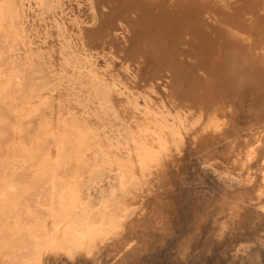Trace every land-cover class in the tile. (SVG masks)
<instances>
[{
    "label": "rangeland",
    "instance_id": "obj_1",
    "mask_svg": "<svg viewBox=\"0 0 264 264\" xmlns=\"http://www.w3.org/2000/svg\"><path fill=\"white\" fill-rule=\"evenodd\" d=\"M41 1L16 0L17 8L20 11L17 12L18 20L16 19V21L18 24H15V30L8 26L7 22L1 27L3 29L0 28V72H2L0 73V132H2L0 133V184L3 186L5 185L4 187L6 188L0 186L2 188H0V192H3L2 194L0 193V200L3 199L0 202V264H26L27 261L29 262L27 264H41L42 262L43 264H264V210L257 206L256 199L241 196V192H250L252 188L254 189L253 185L260 180L259 172H253L254 176L252 175V178L254 179V183L251 181L244 183L238 182V178L236 177L237 174H235L236 170L232 167V162L226 160L224 157L225 154L221 153L223 149V144L221 142L217 143L220 151L213 158V162L215 161V163L210 164L212 159L207 163L208 160L205 161L206 158L203 152H199L198 150L199 143L195 142L198 140L197 136L192 134L190 129H187L190 126L188 122H186L188 124L184 129V143L178 148H172V151L170 150L167 154L170 161L166 159L159 168H157V166L153 167V170L151 169L153 172L145 176L146 181L143 182L146 184L145 186L144 184H142L141 187L133 186V188L130 189L131 192L124 193L127 198L129 197L131 206H128L127 213L123 217V226L113 232L101 235L102 237L95 236L90 240L91 242L87 241L85 245L82 244L78 247L79 249H71L68 252L64 248L57 247V249L45 250L47 254L45 251L41 252L40 250L41 254L38 256V250L34 249V243H36V230L34 231V228L36 229V227L43 223L45 226V222L48 220L49 222H46L47 225L45 228H47L49 224H53V217L51 214L53 210H51L50 203L54 190L48 178L42 181L38 178L36 174L38 172V163L36 162H38V159H40L41 155H43L48 148L59 149L60 146L59 144L57 146L56 136L63 137L64 134L66 135L67 129L69 130L68 132H70V130L73 131L74 126L80 127L89 134H92L90 135L92 139L89 138L90 141H92L90 142V149L85 152V163L82 164L71 157H69L70 160L65 157L62 160V165L57 168L56 165L52 166L55 169H49L48 173L53 172L56 176L59 174L57 176L58 178L62 177V179H66L67 181L69 178V180H72L78 173H81L80 175L78 174V177L80 176L82 179L81 182L85 180L84 183L81 184L86 187L82 188V186H80V189L85 191V195L82 192L84 197L86 198L87 195H90L87 196L86 199L89 201L91 200L93 204H99L101 201L108 200L112 197L111 200H108L109 204L108 201L106 202V204L109 205L108 207H111L114 201L122 196V192L119 185L120 171L118 170V165L108 161L109 157L112 155L110 159L118 157V159L132 158L135 160V151H137L135 147L137 144L133 140L131 132L145 125L146 121L148 125H155L154 119L156 115L160 116L161 113L174 114L178 108L176 107V105L178 106V101L171 96L172 91L169 92L170 88H168V84L165 85L162 80L158 82L157 80H151L145 83L144 80H142L141 65L139 67L136 61L132 59H130V61L124 59L125 52L122 49L123 38L112 36V38H106H111L110 41L101 42L98 45H92V43H90V40L94 41L95 39H91L92 37L87 38L85 30L95 28L101 20L106 19L109 9H107L105 13H101L96 5H94L92 9L91 0H58L59 2H56L57 0ZM93 14H95V17ZM20 26L22 28H20ZM6 27H8V29ZM137 29L136 27L133 28V30ZM11 31L15 32L12 34ZM21 32L24 33V36ZM9 33V39H7V34ZM132 35L136 36L135 34ZM12 38L15 39L12 40ZM23 38L24 40H22ZM9 47L11 49H8ZM12 47H15L14 49L16 50ZM79 56H81L83 60ZM8 57L12 58L8 59ZM111 57H113V59ZM77 60L80 61V63ZM6 61L8 63H6ZM35 70L37 72H35ZM87 70L89 71L86 72ZM92 71H94L92 75H97L99 78L102 75L101 79H104L103 81L108 83L113 89L108 91L111 101H108L105 105L100 101L98 95L92 89V75H90L93 73ZM120 74L122 75L120 76ZM116 81L121 85L118 82L116 83ZM152 83L155 84L151 86L150 84ZM166 83H168V81H166ZM128 90H132L133 92ZM134 90L137 93H135ZM131 93L133 96H136L132 97V95H130ZM112 95H116L115 98L112 97ZM128 98H132L133 101L131 99L128 100ZM30 101H32V104H30ZM144 101L146 102L144 103ZM118 103L121 105H117ZM127 104L130 106H127ZM123 106L125 107V111L123 110ZM96 107L99 108L96 109ZM107 107H109V109ZM120 107L122 108L119 109ZM142 107H146L147 109H143ZM119 110H123L122 113H120ZM130 110H133V112ZM114 111L116 112L114 113ZM241 112H239L238 116H240V119L244 122L248 114H246V111ZM111 113L114 115H111ZM130 113L132 116H129ZM150 114H152L153 117ZM119 115L120 117H118ZM139 115H141V117ZM17 116H19V118ZM124 117L128 121L124 119ZM14 123L16 125H14ZM45 123H49L47 124L48 126H46ZM123 124L124 127H122ZM140 124L141 126H139ZM44 125L46 127H44ZM129 125L133 130L130 129ZM59 128L60 131H58ZM12 129L13 131H11ZM44 135L46 136L44 137ZM69 135L71 136V134ZM32 139L33 142L37 144H34ZM71 139L70 143L74 144V137L72 141ZM110 140H112V142ZM15 141L17 144H14ZM70 143L69 141L68 143L65 142L62 147L63 154L65 152L64 156H66V150L70 151V147L73 151L75 150V144L71 146ZM55 144L56 146H54ZM20 146L23 147L21 149L22 153H20ZM26 147L28 148L24 149ZM132 147H134L135 150H131ZM14 148L15 151H12ZM122 150L125 151L123 152ZM18 153L20 155H18ZM108 153L109 157L107 156ZM23 154L27 155L24 156ZM87 155L89 156L87 157ZM28 156L29 159H27L29 161L26 159ZM22 158L25 161L27 160L26 163ZM104 158H106V160ZM13 161L14 163H12ZM102 161L103 163H101ZM80 164L82 165L80 166ZM102 165L109 166H104V168ZM73 169L74 172H72ZM160 169L162 171H160ZM227 169L231 173L227 172ZM139 175L140 172L137 173V176ZM82 176H84V178ZM31 177L33 178L32 180ZM35 179H39V181L34 185ZM2 180H5V184ZM28 181L30 183H27ZM32 181L34 182L31 185ZM20 183L24 185V187H22ZM28 184L30 187L27 186ZM109 184L116 188V190L113 187L111 188ZM33 187L34 189H32ZM18 188L19 191L17 190ZM25 190H27L26 193ZM137 192H139V194ZM17 193L21 196H17ZM5 196H7L6 199ZM91 196L94 197L92 198ZM131 196L134 203L130 198ZM225 196L227 199L223 203L222 198ZM10 197H12L13 200ZM113 197H115V199ZM112 199L114 201H112ZM10 200L11 203H9ZM25 204L27 208L24 206ZM50 215L51 217H49ZM35 222H37V224ZM25 223H27V227L22 225ZM32 224L35 225L34 228L31 227ZM18 225L23 226L22 232L24 235L18 233L21 232V228H19L21 226ZM15 227L17 229H15ZM50 227L48 226L47 229ZM28 228H30V230H28ZM32 234L34 235V240ZM15 236L20 237V239L18 237L17 239ZM7 237L10 240L12 239L11 242H9ZM22 238L25 240H21ZM5 239L8 241H5ZM10 246H14L11 247V252L9 250ZM5 247H7V250ZM40 248L42 247L40 246L39 249ZM4 251L6 253H4ZM63 251L67 253H63ZM40 257H42L44 261L39 260ZM32 258H35L37 261H35V259L32 261ZM26 259L27 261H25Z\"/></svg>",
    "mask_w": 264,
    "mask_h": 264
},
{
    "label": "bare ground",
    "instance_id": "obj_2",
    "mask_svg": "<svg viewBox=\"0 0 264 264\" xmlns=\"http://www.w3.org/2000/svg\"><path fill=\"white\" fill-rule=\"evenodd\" d=\"M37 1L35 0V2H37ZM56 2H59V1L57 0ZM16 3H17L16 0H0V28L3 27L5 22H7L8 26H10L11 28H14V30H15V27H16L15 24L16 23L18 24V22L16 21V19L18 17L17 12L20 11V10H18ZM53 3H55V2H53ZM57 5H55V6H57ZM94 5L97 6L98 10L101 13L107 12V9H109V11L107 12V18L104 20H101L100 23L95 28H92L90 30H85V35L87 36V38L92 37L91 39H93V38L95 39L94 41L90 40V43H92V45H98L101 42L110 41L112 36H115L117 38L118 37L123 38L122 49L125 52L124 59L129 60V61H130V59H132L133 61H136V63L139 65V67L141 65L142 75H143L142 80H144L145 83H148L151 80H153V81L157 80V82L162 80V82H164L165 85L168 84L167 86H169L168 88H170L169 92L172 91V93H171L172 95L171 94L170 95L173 96L178 101V106L176 105V107H178V108L174 112V114H171V113L162 114L161 113L160 116H157V115H156V117L154 116L155 117V119H154L155 125H153V126L146 124L147 121L144 119L146 121L145 125L138 128V130L134 129L135 131L131 132L132 138L135 141V143L137 144V145L135 144L136 145L135 148H137V151H135L136 152V159L135 160H133L132 158L118 159V157L110 159V157L112 155L109 157V153H108L107 156L109 157V160L108 159L107 160L112 162L113 164L118 165V168H119L118 170L120 171V172L118 171L119 176H120L119 177V185H120V189L122 192V196L120 198H118V200L114 201L112 199V201H114V203L112 204V206L110 205L111 207H108L109 205L106 204V202L108 200H111V198H112L110 195H109L111 197L110 199H108V200L102 199L103 201H101L99 204H97V203L93 204L91 200L89 201L88 199H86L87 196H90V195H87L86 198L84 197L85 191H82L80 189L81 188L80 186H82L81 183H84L85 180H83V182H81L82 179L80 178V176L78 177L79 173L72 180H69L70 179L69 178L68 181L66 179H62V177L58 178L57 176L59 174L56 176V174L53 172L48 173L49 169H51V168L53 170L55 169L52 166L56 165V168H57L58 166L62 165V160L65 157L68 159H69V157H71V158L77 160L79 163H82V164L85 163L84 162V161H86L85 160V156H86L85 152H86V150L90 149V146H91L90 142H92V141H90L89 138H91L90 135H92V134L91 133L89 134L87 131H84L80 127L74 126L73 131L70 130V132H68L69 130L67 129V133H66V135L64 134L63 137L62 136L61 137L56 136L57 146H58V144L60 146L59 149L57 150L54 148L53 149L48 148L47 150H45L43 155H41L40 159H38V162H36V163H38V172L36 170L37 167L35 168V170L37 172V173L36 172L35 173L38 175V178L41 181L44 180L45 178H48L50 180L49 181L50 185L53 187V188L52 187L51 188L54 190V194H52V196H51L52 200L50 199L51 203L49 202L51 204V210H53V213L51 211V214L53 217V222H52L53 224L48 225L49 227L51 225V227L49 229H47L48 226H47V228H45L47 225L46 222L48 223L49 220L45 222V226L43 223L42 225H39L38 227H36V229L34 228V226H35L34 224H32L33 226L31 225V227L34 228V231L36 230V240H35L36 243H34L35 244L34 249L39 251V252L37 251L38 256H39V254H41L40 250L42 252V251H45L47 249H50V250L54 249V248L57 249V247L64 248V249H66V251L69 252L71 249H76V248L80 247L82 244L85 245V243L87 241L91 242L90 240H92L95 236L97 237V236L105 235V234H107L109 232H113L114 230L123 226L122 225L123 217L127 213L128 206L129 205L131 206V204L129 202L130 201L129 197L127 198L124 193L125 192L126 193L131 192L130 189L133 188V186H138V187L140 186L141 187V185L144 184L143 182L146 181L145 176L148 173L153 172V171H151V169L155 166H157V168H159V166H161L163 164V162L169 158V157H167V154L169 153V151L174 147H176V148L180 147L184 143L183 142L185 139L184 138L185 137L184 129L187 127L188 123L190 126L187 129H190L191 133L194 134L195 136H197L198 140H196L195 142L199 143L198 144V150H199V152H203V155L206 158L205 161L208 160L207 163L210 162L209 160H211V159H212V161L210 162V164L215 163V161L213 162V158L220 151L218 146H217V143L221 142L223 144V146H222L223 149H222L221 153L225 154L224 157L226 160H229L232 162L231 163V164H233L232 167L236 170L235 174H237L236 177L238 178V182L244 183V182H250L251 181L252 183H254V181H253L254 179L252 178L253 172H256V171L259 172L260 180L257 181L256 184L253 185L254 189L252 188L251 189L252 191L250 190V192L249 191L241 192V196L256 199L257 206L264 210V0H93V1L91 0V8L92 9H93ZM20 7H22V6H20ZM16 10H18V11H16ZM49 10H50V8H49ZM21 13H22V11H21ZM93 15L95 17V14H93ZM20 19H22V18H20ZM25 25H26V22H25ZM58 25H59V23H58ZM135 27L138 29L133 30V28H135ZM6 28L8 29V27H6ZM20 28H22V27L20 26ZM1 29H3V28H1ZM16 30H19V29H16ZM24 30H26V29H24ZM82 30H84V29H82ZM14 32L11 31L12 34ZM18 33H19V31H18ZM23 34L24 33H22V35ZM132 34H135L136 36H133ZM8 35H10V33L7 34V36ZM120 35L123 37H121ZM107 37H111V38L106 39ZM24 38L22 40H24ZM7 39H9V36ZM13 39H15V38H12V40ZM3 41H5V40H3ZM13 42H12V44H13ZM21 44H23V43H21ZM7 45H9V44H7ZM4 47H5V45H4ZM10 47L8 49H11ZM14 50H16V49H14ZM10 54H12V53H10ZM14 54H16V53H14ZM92 56H89V57H92ZM75 57H77V56H75ZM79 57H81V56H79ZM85 57H87V56H85ZM11 58L8 57V59H11ZM111 58L113 59V57H111ZM81 59H82V57H81ZM78 62L80 63V61H78ZM6 63H8V62L6 61ZM126 65H124V66H126ZM124 66H123V68H124ZM126 69H128V68H126ZM91 70H93V69H91ZM122 70H124V69H122ZM29 71H30V67H29ZM88 71L89 70H87L86 72H88ZM35 72H37V71L35 70ZM92 72L93 73H91L90 75L94 74V71H92ZM0 73H2V72H0ZM112 73H111V75H112ZM119 73H121V72H119ZM105 74H107V73H105ZM122 74H120V76ZM35 75H37V74H35ZM127 76H129V75H127ZM101 78H102V75L100 78L97 75H92V79H91L92 84L91 83L90 84L92 85V89L98 95L100 101L105 105V104H107L108 101H111V98L108 95V91L111 90L112 87L108 83L103 81L104 79L102 80ZM104 78H106V77H104ZM113 78H115V77H113ZM113 78H112V80H113ZM119 81H120V79H119ZM166 81H168V83H166ZM117 82L118 81H116V83ZM87 84H88V82H87ZM153 84H155V83H152L150 85L153 86ZM128 91H130V90H128ZM130 92H133V91L131 90ZM134 92H135V90H134ZM135 93H137V92H135ZM118 94L120 95L119 92H118ZM121 94H122V92H121ZM130 95H132V93ZM115 96L116 95H112V97H114V98H115ZM134 96H136V95H134ZM134 96L132 95V97H134ZM143 97H144V95H143ZM32 99H35V98H32ZM92 99H93V97H92ZM129 99L132 100V98H128V100ZM128 100L126 99L127 102H128ZM136 100H138V99H136ZM96 101H98V100H96ZM31 102L32 101H30V104H32ZM145 102L146 101H144V103ZM28 103H29V101H28ZM132 103H134V102H132ZM122 104H123V101H122ZM163 104H164V101H163ZM117 105L120 106L121 104L118 103ZM127 106H130V105L127 104ZM149 106H151V105H149ZM33 108H35V107H33ZM97 108H99V107H96V109ZM107 108L109 109V107H107ZM121 108L122 107H120L119 109H121ZM123 108H124L123 110L125 111L124 106H123ZM142 108L145 109L146 107L145 108L142 107ZM100 109H101V107H100ZM127 109H128V107H127ZM150 109H151V107H150ZM156 109H157V107H156ZM123 110H121V111L119 110V112L122 113ZM104 111H105V108H104ZM127 111H129V110H127ZM130 111L133 112V110H130ZM142 111H144V110H142ZM241 111H246L247 112L246 114H248V116L246 117V120L244 122L240 119V116H238L239 112H241ZM115 112L116 111H114V113ZM131 113L129 116H132ZM138 113H140V112H138ZM152 114H150V115L152 116ZM111 115H114V114L111 113ZM117 115H118V113H117ZM120 115L118 117H120ZM125 115H126V113H125ZM170 115H171V117H170ZM139 116L141 117V115H139ZM139 116H136V117H139ZM142 116H143V114H142ZM17 117L19 118V116H17ZM124 119H126V118L124 117ZM15 120H16V118H15ZM142 121H143V119H142ZM64 122H65V120H64ZM78 122H80V121H78ZM121 122H122V120H121ZM138 122H140V121H138ZM186 122H188V123H186ZM43 124H44V122H43ZM47 124H49V123H47ZM47 124H46V126H48ZM141 124L139 126H141ZM14 125H16V124L14 123ZM52 125H53V123H52ZM66 125H67V123H66ZM46 126L44 125V127H46ZM119 126H122V125H119ZM122 127H124V124ZM129 127H130V125H129ZM49 128H50V126H49ZM60 128H59V130L58 129L57 130L60 131ZM126 128H124V129H126ZM15 129H16V127H15ZM130 129L133 130V128H131V127H130ZM11 131H13V129ZM42 132H43V130H42ZM47 132H49V131H47ZM121 132H123V131H121ZM0 133H2V132H0ZM101 133H103V132H101ZM191 133H190V135H191ZM69 134H71V136ZM127 134H128V132H127ZM45 136L46 135H44V137ZM54 137H55V133H54ZM73 137L76 140V141L74 140V142H75L74 143L75 144L74 149L75 150L73 151V149L70 147V149H69L70 151L66 150V156H64L65 152L63 154V151H62L63 148L62 147L64 146L65 142L68 143V141H69V143H70V139L71 138L73 139ZM129 137H131V136H129ZM93 138H94V136H93ZM72 139H71V141H72ZM16 141L14 142V144H17ZM110 141L112 142V140H110ZM117 141H115V142H117ZM125 141H126V139H125ZM32 142H33V139H32ZM104 142H106V141H104ZM125 143H127V142H125ZM34 144H37V143H34ZM72 144L70 143L71 146H72ZM45 146H47V145H45ZM54 146H56V144ZM54 146H52V147H54ZM22 148L23 147L19 148L20 151ZM27 148L28 147H26L24 149H27ZM40 148H41V146H40ZM24 149H23V151H24ZM105 149H106V147H105ZM108 149H110V148H108ZM132 149H134V147H132L131 150ZM17 150H18V148H17ZM12 151H15V148L12 149ZM122 151L124 152L125 150H122ZM18 152H19V150H18ZM28 152H30V151H28ZM173 152H174V150H173ZM10 153H11V151H10ZM12 153H14V152H12ZM20 153H22V151ZM89 153H91V152H89ZM92 153H94V152H92ZM125 153H124V155H125ZM18 155H20V154L18 153ZM23 155L26 156L25 154H23ZM88 156L89 155H87V157ZM92 157H93V155H92ZM27 158L29 159V156L26 157V159ZM95 158H97V157H95ZM104 159L106 160V158H104ZM8 160H9V158H8ZM14 161L12 163H14ZM26 161H25V163H26ZM167 161H170V160L168 159ZM9 162H10V160H9ZM16 162H18V161H16ZM74 162H76V161H74ZM89 162H90V160H89ZM101 163H103V161ZM105 163H107V162H105ZM5 164H7V163H5ZM82 164H80V166ZM89 164H91V163H89ZM108 164H110V163H108ZM110 165H112V164H110ZM75 166H77V165H75ZM102 166L104 167L106 165H102ZM107 166H109V165H107ZM9 167H10V165H9ZM97 167H99V166H97ZM227 167H229V166H227ZM115 168H117V167H115ZM74 169H75V167H74ZM74 169L72 170V172H74ZM81 169H82V167H81ZM93 169H91V170H93ZM224 169H226V168H224ZM6 171H5V173H6ZM160 171H162V170L160 169ZM138 172H140L139 176H137ZM227 172L231 173L229 170ZM232 172H234V171H232ZM4 176H5V174H4ZM12 177H13V175H12ZM32 177H31V180L33 179ZM82 177L84 178V176H82ZM39 179L38 180L35 179L36 180L35 182L32 181L31 185L33 184V182L35 185V183L37 181H39ZM4 181H3V183L5 184ZM255 181H256V179H255ZM27 183H30V182L28 181ZM147 183L149 184L148 180H147ZM20 185L22 187H24V185H22L21 183H20ZM89 185H90V183H89ZM109 185H111V184H109ZM145 185L146 184H144V186ZM0 186L5 188L4 187L5 185L3 186L0 184ZM27 186H29V184ZM144 186H142V187H144ZM83 187L85 188L86 186H82V188ZM112 187L113 186L111 185V188ZM32 189H34V187ZM114 189L116 190V188H114ZM17 190L19 191V188ZM26 191L27 190H25V193H26ZM118 191H117V193H118ZM7 192H9V191H7ZM82 192L84 193V195ZM103 192H104V189H103ZM113 192H114V190H113ZM0 193L2 194L3 192H0ZM5 193H6V190H5ZM19 193H17V196L20 197L21 195H18ZM137 193L139 194V192H137ZM12 195H13V192H12ZM15 195H16V193H15ZM22 195H23V193H22ZM114 195H115V192H114ZM106 196H108V195H106ZM132 196L130 197L131 200H132ZM6 197L7 196H5V199H6ZM116 197H117V195H116ZM135 197H136V195H135ZM10 198L12 199V197H10ZM54 198H55V201H54ZM113 198L115 199V197H113ZM226 199H227L226 196L224 198H222L223 203L225 202ZM2 200H0V202ZM17 200H18V198H17ZM132 201L134 203V200H132ZM132 201H131V203H132ZM9 203H11V200ZM6 204H7V202H6ZM108 204H109V201H108ZM24 206L26 207L27 205L25 204ZM13 207H15V206H13ZM49 214H50V209H49ZM49 217H51V215ZM46 220H47V217H46ZM35 223L37 224V222H35ZM19 224H20V222H19ZM26 224L27 223L22 224V225L26 226ZM38 224H40V223H38ZM18 226H21V225H18ZM23 226L19 227V228H21L20 229L21 232H22ZM16 227H15V229H17ZM28 230H30V228H28ZM21 232H18V233L24 235V233L23 232L21 233ZM18 236H20V235H18ZM32 236H33V240H34V235L32 234ZM11 237H12V235H11ZM18 238L20 239V237H18ZM6 239H5V241H8ZM11 240L9 239V242H11ZM21 240H25V239L22 238ZM10 245H14V244H10ZM40 246L42 248L39 249ZM86 246H88V245H86ZM11 247H14V246H10V249L8 247L10 252H11ZM5 249L7 250V247H5ZM22 249H24V248H22ZM48 252L50 253L51 251H48ZM56 252H57V250H56ZM65 252L63 251V253H65ZM1 253H3V252H1ZM4 253H6V252L4 251ZM45 253L47 254L46 251H45ZM58 253H59V251H58ZM68 255H69V253H68ZM36 256H34V257H36ZM34 259L32 258V261ZM22 260H23V258H22ZM39 260H43L42 257H40ZM25 261H27V259ZM35 261H37V260L35 259ZM27 263H29V262L27 261L26 264ZM30 263H31V261H30ZM41 264H43V262Z\"/></svg>",
    "mask_w": 264,
    "mask_h": 264
}]
</instances>
